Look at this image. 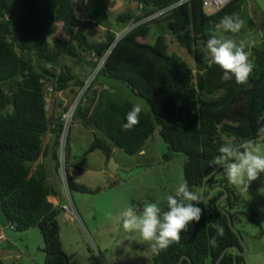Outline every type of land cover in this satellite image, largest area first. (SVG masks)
<instances>
[{
  "label": "trees",
  "instance_id": "16d2710c",
  "mask_svg": "<svg viewBox=\"0 0 264 264\" xmlns=\"http://www.w3.org/2000/svg\"><path fill=\"white\" fill-rule=\"evenodd\" d=\"M133 1L140 7L137 15L115 14L106 0H0V209L13 230H40L43 264H70L71 257L61 239L62 205L49 201L57 193L43 169L33 170L45 135L54 127L58 151L62 131L61 114L54 117L48 110L42 79L75 98L105 57L75 113V124L81 120L103 136L95 137L86 154L101 151L110 158L118 148L135 156L158 133L168 147L163 160L184 156L185 181L200 192L205 178L217 168L209 162L218 155L220 144L225 139L235 143L254 139L257 117L264 112L263 49L255 45L245 49L255 64L247 85L237 84L235 77L222 82L223 70L205 60L210 30L225 15H238L245 0H231L214 13L205 11L204 0ZM95 26L106 31L105 40L92 41L88 32ZM178 46L190 61L180 56ZM115 81L126 84L151 109L143 110L140 123L128 131L123 124L133 103L121 99ZM66 170L71 192H91L74 182L69 162ZM218 185L229 193L221 207L233 218L241 214V206L248 204L223 169L208 180L205 196ZM223 194L217 191L210 200L203 199L198 205L203 209L201 220L181 233L179 243L156 251L153 264H177L183 255L193 264H215L225 248L240 246L216 205ZM219 227L223 235H218ZM213 237L215 245L210 243ZM243 261L229 251L220 264Z\"/></svg>",
  "mask_w": 264,
  "mask_h": 264
},
{
  "label": "rangeland",
  "instance_id": "374dc122",
  "mask_svg": "<svg viewBox=\"0 0 264 264\" xmlns=\"http://www.w3.org/2000/svg\"><path fill=\"white\" fill-rule=\"evenodd\" d=\"M109 2L115 14L124 11L136 15L140 13L139 4L133 0H109ZM238 15L245 21L244 27L239 33L225 35L237 43L244 41L246 47L255 45L264 50V0H245ZM88 34L95 42L106 39V31L101 27L95 26ZM177 49L180 56L188 61L191 60L179 46ZM66 60L71 62L70 59L66 58ZM75 72L80 74L81 71L77 67ZM83 74L82 72L81 75ZM113 85L117 88L121 99L132 103L142 102L144 111L150 112L147 102L134 95L126 84L115 81ZM73 98L74 95L71 99ZM78 129H83L82 125H79ZM72 142L71 140L72 153L77 154V158L72 156L71 162L75 163L76 159H79L82 167L80 171L74 170V175L81 177L83 180L81 183H85L83 186L91 192L72 191L74 196H82L76 203L80 211V219L62 224V217L59 218L62 243L65 252L71 257L70 264H153L156 251L152 250L150 243L143 241L138 234L135 240L129 239V233L124 231L117 217L120 211L131 205L133 201L143 203L142 206H138L142 209L145 203L159 200L160 206L164 209L166 196L172 194L177 184L186 182L185 157L176 155L171 160L164 161L162 157L168 152V147L157 133L148 143L147 156L124 155L129 158V163L133 167L130 177L127 178V174L120 173L121 178L115 179L117 182L113 184L117 186L112 188L113 186L106 187L107 183H103V178L95 173L98 171V157L101 153H91L89 157L85 155L87 150L85 143L80 144L76 140ZM161 142H163L162 147ZM87 163L93 171H85L83 167ZM122 181L124 186L119 184ZM261 189H264V174L252 182L248 192L237 189L238 194L248 204L242 205L240 208L242 213L233 218L234 226L241 232L248 248V252L242 256L243 264H264V194L260 192ZM95 227L105 229L98 235ZM1 231L12 235L10 238L13 240L0 244L1 249L6 248L13 255L0 257L4 264L44 263L45 253L42 250L44 241L38 228L20 232L8 227ZM18 258L21 260L18 261Z\"/></svg>",
  "mask_w": 264,
  "mask_h": 264
},
{
  "label": "clouds",
  "instance_id": "9594fccd",
  "mask_svg": "<svg viewBox=\"0 0 264 264\" xmlns=\"http://www.w3.org/2000/svg\"><path fill=\"white\" fill-rule=\"evenodd\" d=\"M244 25L245 21L239 15H225L215 29L210 30L205 60L223 70L222 82L235 77L237 84L247 85L253 73L255 64L251 52L245 50V42L237 43L225 35L239 33ZM143 110L142 102L133 103L126 114L123 130L137 126ZM257 125L254 139L239 143L225 139L218 148V155L209 162L212 167H222L228 182L242 192H248L252 182L264 174V112L258 115ZM260 192L264 194V189ZM165 199L166 209H162L157 200L145 203L142 209L129 205L120 211L117 219L129 233V239L135 240L138 234L143 241L150 243L153 251L166 250L180 242L181 233L187 232L191 223L201 220L203 209L198 205L203 203L202 194L199 190H192L186 182L177 184ZM218 235H223L222 227L218 228ZM210 243L215 245L216 238L213 237Z\"/></svg>",
  "mask_w": 264,
  "mask_h": 264
},
{
  "label": "crops",
  "instance_id": "0c3cea01",
  "mask_svg": "<svg viewBox=\"0 0 264 264\" xmlns=\"http://www.w3.org/2000/svg\"><path fill=\"white\" fill-rule=\"evenodd\" d=\"M106 1L111 6L109 0H106ZM62 95L67 100H71V98L73 96L71 93H64V92H62ZM70 95H71V97H70ZM58 103H59V105H58ZM59 107H62L61 99L56 98L54 100L53 104L50 106L51 116L57 117L61 114ZM79 125H82L81 120H78L72 129V133H71V137H70V144H69L68 162L70 163V175H71L72 179L74 180V182L77 184H80V185H85V183H81V182H83L81 177L77 176L78 177L77 178L74 175V170L80 171L82 169V167H81V163H80L81 161L79 159H76L75 163L71 162L72 156L77 158V154L75 155L74 153H72L71 140L73 142H74V140H76L80 144L85 143L86 148L88 150L89 147L91 146V144L93 143L96 136H98V137L99 136L103 137V136L100 135L97 131L90 129V128H87L83 125H82L83 129L80 130V129H78ZM53 128L54 127H52V129ZM52 129L44 137L43 152H42L41 156L39 157V159L33 165V170L43 169L46 172L48 183L54 187V189L57 193V195L50 196L49 201L51 203H53L55 206H61L66 202V198H65L66 196H65V190L63 188V184L60 181V177H59L58 160H57L58 151H57V147H56V136L52 133ZM148 143L145 145L143 150L137 155H140L141 157H145L148 155V149H147ZM162 145H163V142H161V147H162ZM97 152H99L101 154L98 157V163H99L98 171H95V173H97L101 178H103V183L104 182L107 183L106 187H112L113 184H115L117 182L115 179L121 178L120 173L127 174L126 175L127 178L130 177V174H131L133 167H131V165L129 163V158H126L127 156H124L127 154H123L124 152L122 150H120L118 148L114 149L113 155L110 158H108L101 151H95V152H92V154H96ZM142 152H143V154H141ZM89 154H91V153H89ZM89 154H85V155L89 156ZM83 168H85V171H87V172L93 171V169H91L92 167H90L89 163L84 164ZM119 184H120V186H124L123 181L120 182ZM116 186L117 185H114L112 188H115ZM112 188H110V189H112ZM126 189H128V188H126ZM96 191H98V190H96ZM77 193H81V192H77ZM72 196H73V200H74V203L76 205L77 211H78V213H80L76 203L79 202L78 200H81L82 196H78V195L74 196L73 194H72ZM61 217H62V220H61L62 224H67L68 222H75L76 221V220H71L70 218L69 219L66 218L67 216L65 214H62ZM2 229L3 228H1V226H0V234H3V236L5 238L2 241H0V244H2L4 242H11L12 239L10 237L12 235L5 234L4 232L1 231ZM104 229L105 228L100 229L98 227H95V230L98 231V235ZM13 231H15V230H13ZM61 239H62V237H61ZM20 254H22V253H20ZM3 256L10 257L13 255L10 254V252H8L6 248L5 249L0 248V257H3ZM19 260H21V258H18V261Z\"/></svg>",
  "mask_w": 264,
  "mask_h": 264
},
{
  "label": "built area",
  "instance_id": "2783aa9c",
  "mask_svg": "<svg viewBox=\"0 0 264 264\" xmlns=\"http://www.w3.org/2000/svg\"><path fill=\"white\" fill-rule=\"evenodd\" d=\"M231 0H204V8L207 13H214L223 8L228 2ZM131 28H126L121 34H118L117 38H121L126 32H128ZM62 32H59V34ZM105 61V57L102 58L101 63L98 68L92 73L89 79L86 82L85 87L78 93V95L73 99V101H69L65 99L62 95V92H57L54 86L45 79H42L43 90L45 94V100L48 103V110L51 111L50 106L53 104L56 98L61 99L62 107H59L61 112L60 122L62 123V131L59 137V146H58V164H59V174L61 177V182L63 184V188L65 190L66 202L61 206L63 213L67 216L66 218H70L71 220L79 219V213L77 211L76 205L74 203L72 192L68 180L67 174V162H68V154H69V136L70 130L73 126H75V113L80 104L83 103V95L96 77L100 67H102ZM59 105V103H58ZM12 227L13 226H9ZM5 237L3 234H0V241H2Z\"/></svg>",
  "mask_w": 264,
  "mask_h": 264
},
{
  "label": "water",
  "instance_id": "95a60500",
  "mask_svg": "<svg viewBox=\"0 0 264 264\" xmlns=\"http://www.w3.org/2000/svg\"><path fill=\"white\" fill-rule=\"evenodd\" d=\"M221 169H222V167L221 168L217 167L211 174H209L205 178V180L202 184L201 194H202V197L204 200H210L217 191H223L224 192V195L217 200L216 205H217L218 209L220 210V212H222L223 214H225L227 216L229 226H230L231 230L237 235V237L239 239L240 246L239 245H232V246L225 248L215 264H220L229 251H234L239 256H244L248 252V248H247V246L243 240L242 234L234 226L233 217L231 216V213L229 212V210L221 207V202L223 200H225L229 195L227 189L223 186H219V187L214 188L207 196H205L206 186H207L208 180L211 179ZM9 224H10V221H9L8 217L6 216L5 212L2 209H0V226H1V228H3V229L8 228ZM185 260H187L189 262V264H193L191 258L187 255H183L177 264H182Z\"/></svg>",
  "mask_w": 264,
  "mask_h": 264
},
{
  "label": "flooded vegetation",
  "instance_id": "af4514ba",
  "mask_svg": "<svg viewBox=\"0 0 264 264\" xmlns=\"http://www.w3.org/2000/svg\"><path fill=\"white\" fill-rule=\"evenodd\" d=\"M219 186H222V185H218V186H216V187H219ZM216 187H215V188H216ZM223 187H224V186H223ZM223 195H224V194H223ZM223 195H222V196H223ZM222 196H221V197H222ZM228 196H229V195H228ZM226 199H227V198H226ZM226 199H225V200H226ZM223 201H224V200H223Z\"/></svg>",
  "mask_w": 264,
  "mask_h": 264
}]
</instances>
